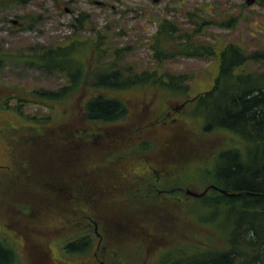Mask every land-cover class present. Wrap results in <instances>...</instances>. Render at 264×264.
I'll list each match as a JSON object with an SVG mask.
<instances>
[{
    "label": "trees",
    "instance_id": "trees-1",
    "mask_svg": "<svg viewBox=\"0 0 264 264\" xmlns=\"http://www.w3.org/2000/svg\"><path fill=\"white\" fill-rule=\"evenodd\" d=\"M4 1L9 6L29 2L0 0V6H4ZM259 3L264 6V0ZM34 17L29 15L27 19L32 22ZM23 18L25 16L20 17ZM86 20L87 16L81 13L72 25L80 29ZM202 20L191 32L187 29L181 32L173 20L160 18L151 44L158 68L136 70L131 64L121 66L117 61L120 49L108 62H97L92 71L94 84H89L82 61L75 54L76 40L56 46L29 44L19 53L0 46V71L16 61L66 75L67 82L60 88L33 90L35 102L53 108L54 104L71 99L78 90L84 93L93 89L90 95H83L82 103L75 109L64 111V120L54 126L44 125L43 121L24 112L25 102L32 99L19 93L8 94V89L0 93L1 109L9 112L10 101L16 103L12 122L0 120V137H6L9 142L7 156L2 159L5 164H0V224L4 230L13 229L27 242L47 243L57 235L60 241H69L68 251L77 252L79 244H93V241H78L85 235L94 236L92 220L98 222L100 231L107 230V225L111 231L116 220L122 224L125 221L116 217L117 205L146 203L154 213L150 217L140 216L141 221L154 220L160 228L140 227L131 211L122 215L129 221L125 222L124 229L126 232L127 228L139 226L148 233L156 231L158 241L169 236L172 246L159 258L161 264H264V72L245 70L249 62L264 61V49L248 52L229 42L218 51L214 45L197 38L200 28L209 21ZM98 54L104 56L101 51ZM178 54L204 57L216 54L219 58L215 84L198 94L190 104L193 106L190 112L200 117L203 128L200 133L217 131L222 136L217 142L208 143L206 138L194 137L195 128L186 132L173 130L161 143L165 149L174 146L181 150L184 140L191 147L188 155L175 159L165 151L163 158L171 159L172 167L158 164L156 167L148 158L144 159V154L126 155L122 149L130 150L138 144L144 151L152 145L149 142L152 137L154 145L159 146L157 137L151 133L161 127L181 128L178 123L182 122V117H172L170 123L166 116L168 108L163 102L154 118L145 124L150 128L148 131L138 123L119 127L128 115L126 105L120 99L108 98L98 89L151 86L160 96L168 92L184 94L189 91L191 75L166 69L161 74L158 72L162 63ZM220 97L224 101L220 102ZM212 103L217 107H212ZM47 116L44 119L51 115ZM108 124L109 128L117 126L109 132L111 136L107 131L102 142L96 143L102 130L98 127H108ZM223 138L225 141L220 143ZM210 183L230 193L210 189L201 198L185 195L188 186L194 188ZM170 207L171 211H166ZM181 214L187 215L186 220L180 218ZM173 215L176 218L171 220ZM178 223L187 226L182 229ZM127 234H131L127 240L134 239L132 232L127 230ZM116 237L115 241H125L119 233ZM10 240L9 231H0V264L16 262V251ZM173 241L182 244L178 258L172 256ZM29 246L34 252V246ZM47 246L51 247L49 243ZM99 246L100 256L108 259L105 254L109 252L108 241ZM185 250L192 255H184ZM110 260L116 262L114 257Z\"/></svg>",
    "mask_w": 264,
    "mask_h": 264
},
{
    "label": "rangeland",
    "instance_id": "rangeland-1",
    "mask_svg": "<svg viewBox=\"0 0 264 264\" xmlns=\"http://www.w3.org/2000/svg\"><path fill=\"white\" fill-rule=\"evenodd\" d=\"M2 3L4 6H0V46L6 48L7 51L19 53L20 49H26L29 44L56 46L60 42L64 44L76 40L78 45L75 54L82 61L83 73L89 77V84H94L92 71L97 67V62H108L109 59L115 57L116 50L120 51V49L122 50L117 55L119 65L128 66L131 64L136 70L146 69V67L158 68L151 44L152 36L159 28L158 21L162 17L173 20L181 32L184 29L191 32L198 27V23L203 21V18L208 19L209 21L197 33V38L214 45L218 51L229 42L242 46L248 52L264 49V6L260 5L259 0H256L254 4H248L247 0H29L28 4L14 3L11 6L6 1ZM81 13L87 16V20L80 29H76L72 22ZM29 15L35 16L32 22L27 19ZM191 15H194V20H191ZM24 16L25 22L20 19ZM230 18L233 19L228 20ZM235 18L237 21H234ZM14 20L19 22L14 23ZM232 22L233 26H231ZM99 51L103 52L104 56L100 57ZM8 54L11 55L12 53ZM163 69L173 73L191 75L188 82L190 84L189 91L181 95L168 92V95L160 96L157 89L151 86L136 87L129 90L98 89V92H103L108 98L120 99L126 105L128 115L119 123V127H128L138 123L143 125L142 129L148 131L150 128L145 127V124L154 118L163 102L168 108L166 113L173 111L171 116L166 115L170 123L172 117H182V122L178 123L181 128L161 127L151 133L157 137L159 146L154 145L155 139L152 137L149 140L152 145L144 151L137 146L138 144L130 150L122 149L126 155L131 152L144 154V159L147 160L148 158L156 167V164L165 167L172 165L171 159L163 158L165 151L169 152L171 157L175 159L184 158L188 155V150L191 147H188L189 144H185L184 140V145L180 146L181 150H177L174 146L165 149L164 144L161 143L173 130L186 132L195 128L194 137L206 138L205 142L208 143H215L222 136L217 131L205 135L200 133L203 129L201 128L202 124L199 116L191 115L192 105H189L183 113H177L173 110V105L213 87L219 72L217 55L204 57L178 54L162 63L158 72L161 74ZM245 70L264 72V61L249 62ZM65 76L63 73L48 71L44 67L12 61L0 71V93L8 89V94H23V96L32 99V102L25 103L23 107L25 113L43 121L44 125L46 123L49 126L59 125L64 120V111L75 109L77 105L82 103L84 96L90 95L93 89L89 88L84 93L78 90L71 99L56 103L53 108L45 109L46 111L38 106L40 104L35 103L33 90L60 88L67 82ZM219 99L220 102L224 101L222 97ZM10 106L12 107L9 108V112L2 109L4 111L3 120L8 119L12 122L14 118L12 113L16 103L10 101ZM211 106L217 107V104L212 103ZM45 114L51 115L50 118L44 119ZM193 124L194 127L190 126ZM98 128L104 130H99L101 137L96 140V143H101L103 135L107 134L108 131V136H111L109 132L113 130L109 128V124L108 127L100 125ZM225 139H221L220 143H223ZM239 141L244 144L241 139ZM109 142H111L110 138L108 139ZM7 147H9V143L0 147V157L3 159L7 156L5 154L8 151ZM153 151H157V153L153 154ZM160 174L161 172H159V176H161ZM205 187L195 185L194 188L202 191ZM117 206L115 215L122 221L125 220L123 223L125 226L122 225L121 221L120 224L116 220L112 232L108 231L109 252L105 253L108 254V259L105 256L102 257V254L100 256L99 237L93 241V244H87L88 249L83 250L82 247L78 248L77 252H71L66 247L69 241H60V237L57 235L55 239L47 242L51 246L48 248L46 241H23L13 229L4 230L1 224L0 231L10 232L11 240L9 242L14 246L17 255L14 264H116L118 261H121L122 264H161L159 258L172 246L169 236L158 241L156 240V231L148 233L145 228L140 230V227L160 228V225L157 227L154 220H149L147 223L141 221L140 216L150 217L154 213L153 209H149L146 203L135 204V206ZM131 211L135 214L133 219L135 216L140 227L127 228L134 237V239L127 240L131 234H127L124 227L126 228L127 225L125 222L129 221L122 215L129 214ZM166 211H171V207ZM163 214L162 211L161 219H163ZM131 216L132 214L129 215V217ZM175 218L173 215L171 220ZM180 218L186 220L187 215L181 214ZM108 221L111 222L109 217ZM186 226L183 223H178L179 228L183 229ZM117 230L119 236L125 238V241H115L114 232ZM184 232L186 235L188 234L187 230ZM173 242L175 250L172 256L178 258L182 244H178L179 241ZM29 244L34 246V252H31ZM95 252H97V256L94 255ZM186 254L192 255L189 250H185L184 255ZM113 257L116 258L114 263L110 260Z\"/></svg>",
    "mask_w": 264,
    "mask_h": 264
},
{
    "label": "water",
    "instance_id": "water-1",
    "mask_svg": "<svg viewBox=\"0 0 264 264\" xmlns=\"http://www.w3.org/2000/svg\"><path fill=\"white\" fill-rule=\"evenodd\" d=\"M247 2H248L249 4H252V3L255 2V0H247ZM182 106H184V104H183ZM3 117H4V111L0 108V120H3ZM3 136H4V135H3ZM8 143H9V142H8V139H7L6 137H0V147L3 146V145H6V144H8ZM2 159H3V158L0 159V164L3 163V160H2ZM210 188L217 189V190L221 191L222 193H226V194L229 193L228 190H226V189H224V188H221V187L217 186L216 184H211V185H209L208 187H206V188H205L203 191H201V192H199V191H194V190L188 188V189H187V194H188V195H192V196H196V197H201V196L205 195V194L208 192V190H209Z\"/></svg>",
    "mask_w": 264,
    "mask_h": 264
},
{
    "label": "flooded vegetation",
    "instance_id": "flooded-vegetation-1",
    "mask_svg": "<svg viewBox=\"0 0 264 264\" xmlns=\"http://www.w3.org/2000/svg\"><path fill=\"white\" fill-rule=\"evenodd\" d=\"M95 233L97 235H99V237H100L98 241H108V225H107V230L102 229V232H98V231H96V223H95ZM105 233H107V234H105ZM84 238L85 239L82 241H96V238L94 236H86L85 235ZM95 255L97 256L96 253H95Z\"/></svg>",
    "mask_w": 264,
    "mask_h": 264
}]
</instances>
